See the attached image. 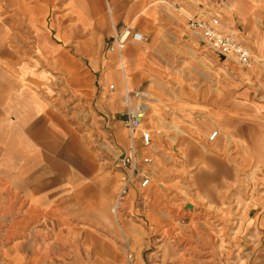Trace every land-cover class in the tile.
Listing matches in <instances>:
<instances>
[{"label": "rangeland", "instance_id": "374dc122", "mask_svg": "<svg viewBox=\"0 0 264 264\" xmlns=\"http://www.w3.org/2000/svg\"><path fill=\"white\" fill-rule=\"evenodd\" d=\"M23 1L22 13L17 0H0V32L14 28L30 47L20 44L21 64L30 71L37 59L35 72H45L52 92L47 97L40 87H27L50 107L52 125L68 129L62 139L50 137L48 149L69 170L55 171L57 182L35 195H44L41 221H29L27 229L52 234L47 246L40 244L54 251V263L88 264V251H98L99 264H264V0H141L138 17L126 27L146 41L128 45L120 57L109 50L112 32L106 31L108 7L112 15L116 10L112 0ZM79 3L88 5L84 24L77 19ZM175 3L181 6L175 9ZM209 7L248 50V60L212 53L186 27L181 15ZM35 30L53 47L37 49ZM133 46L142 50L140 57H127ZM6 83L0 80V99L11 92ZM125 89L151 95L141 125L153 132L151 147L141 145L140 131L122 127ZM6 114L0 105V118ZM74 138L92 153L95 171H83L90 167L87 157L74 164L58 157L62 149L79 150ZM7 139L0 133V178L15 142ZM131 140L137 159H149L146 190L121 165ZM95 183L109 189L108 217L84 215L85 207H101L100 200L83 199L84 184ZM28 204L26 199V209Z\"/></svg>", "mask_w": 264, "mask_h": 264}, {"label": "crops", "instance_id": "0c3cea01", "mask_svg": "<svg viewBox=\"0 0 264 264\" xmlns=\"http://www.w3.org/2000/svg\"><path fill=\"white\" fill-rule=\"evenodd\" d=\"M112 1L116 10L112 15V10L108 7L110 22L107 24L106 31L112 32L108 38H111L115 33L124 29L127 24L133 23L135 18L138 17L137 15H139L137 8L143 5L141 0ZM153 4V1H151L149 7L152 8ZM16 5V12L21 11L23 13L25 8L24 1L17 0ZM75 5L78 8L77 19L81 21V24H84L86 20L85 14H87L85 9L88 8V5L83 3H79L78 6L77 4ZM180 6V3L174 4L175 9H178ZM154 7L157 8L155 5ZM227 9L230 12L232 10L230 6ZM147 17L143 18L146 19ZM136 25L142 27V22L139 25L136 23ZM132 30L137 31L135 28H132ZM34 33V41L37 49L53 47L41 37L37 30ZM18 35L14 31V28H11L9 31L4 30L0 32V80H6L7 83L4 85H7L11 91L6 94V99H0V105L5 106L7 112L6 115H2L0 118V133L5 139L8 138L6 140L7 142H12V139L15 140L11 144V147H9L10 154L6 155L7 159L3 166H1V169L4 170V177L0 178V250L5 244H10L11 247L6 251H0V264H55L54 251L50 250L49 247H41L40 244L42 242L44 246H47L53 238L52 234L49 231L46 233L42 232V230L40 232L37 229L27 232V229L29 221H35L36 223L41 221L38 208L44 207V203H42L44 195L41 194V198L40 195H35L38 192H43L45 189L50 188L52 184L57 182L58 179L55 177V171L62 173L69 170L55 156L50 155L53 154V151H50L51 148L48 149V141H51L49 140L50 137L59 136L58 139H62L68 133V129L57 130L52 125L53 116L50 113V107L38 99L28 88L31 85L36 88L40 87L47 94V97H50L52 92L45 72L41 70L40 72L38 70L35 72V69H39L37 59L31 62L32 69L30 71L28 70L29 66L27 64H21V60L18 57L19 53L22 52L20 44L26 47L28 45H24V40L17 37ZM130 44L134 43H129L128 45ZM262 47L264 45L259 47L260 51H264ZM53 52L54 49L48 53L52 54ZM24 53L26 54L27 51H24ZM41 53L44 54V51H41ZM41 53L39 50L34 51L37 58L44 57ZM141 53L142 50L137 46H133L127 53V57H133L135 55L140 57ZM65 57L67 56L64 53L57 54L59 60L64 61ZM118 67L123 71L125 83L127 84L123 58H121ZM39 80H41V83ZM246 96V92L241 94V98ZM12 114L14 116L13 120ZM233 134H240L239 130L233 131ZM257 137L260 139V136ZM261 138V142H264V136L261 135ZM70 142H72V139ZM74 142L79 146L78 151L76 150L74 154L72 152L68 153L65 148L64 150L62 149L58 157L71 164H74L79 158L85 160L87 157L85 162H90L88 163L90 167L85 168L83 171L87 173L95 171L96 166L92 162V153L87 151L81 139L74 138ZM202 150L204 154H207L204 148ZM8 173L16 175H13L16 177L13 180H16L18 185L14 186V183L11 182L12 179H10L12 175ZM233 173L234 171L229 169L227 175L232 176ZM94 186L84 184L83 187L85 189H83V192L85 194H83V199L100 200L101 207H85L83 210L85 212L84 215L87 214L90 217H98L100 215L108 217L106 201L110 198L109 189L107 187L102 189L97 183ZM19 190L23 192L24 197L19 196ZM23 198L25 200L27 199L29 203L27 209L25 208V200ZM78 198L80 197L78 196ZM170 228V224L166 222L165 229ZM88 252H92L93 255L92 259L90 258L87 261L89 262L88 264H99L98 251Z\"/></svg>", "mask_w": 264, "mask_h": 264}, {"label": "built area", "instance_id": "2783aa9c", "mask_svg": "<svg viewBox=\"0 0 264 264\" xmlns=\"http://www.w3.org/2000/svg\"><path fill=\"white\" fill-rule=\"evenodd\" d=\"M181 16L186 27L192 33L198 35L211 52L224 57L234 56L240 62L248 60V50L237 40L234 33L223 30V23L220 19L221 14L212 7L194 14H183ZM145 41L146 38L143 34L125 27L111 37L109 50L116 52L120 57L129 43L142 44ZM113 88V86H110V89ZM150 101L151 95L147 90L125 89L122 95L124 107V111L121 113L122 127L130 134L140 131V142L143 147H151L153 144V132L150 129H141ZM216 135L217 133L211 134L209 140L212 141ZM148 163V158H143L141 161L137 159L136 149L131 140L128 153L122 158L121 165L130 169L131 177L137 179L140 190H146L149 187L150 178L147 170L143 168Z\"/></svg>", "mask_w": 264, "mask_h": 264}, {"label": "bare ground", "instance_id": "6f19581e", "mask_svg": "<svg viewBox=\"0 0 264 264\" xmlns=\"http://www.w3.org/2000/svg\"><path fill=\"white\" fill-rule=\"evenodd\" d=\"M200 2V1H199ZM201 4H203V3H201ZM186 33V32H185ZM202 43H203V41H202ZM204 44V43H203ZM205 45V44H204ZM213 53V52H212ZM220 56V55H219ZM220 57H224V56H220ZM226 57H228V58H231L232 59V57H229V56H226ZM228 58H226L224 61H228L227 59ZM250 84V88H252V89H254V90H261L259 87H258V85L257 84H254V83H249ZM261 93V92H260ZM262 93L259 95V98H261L262 99ZM262 100H264V99H262ZM183 209H190V210H192V208H191V205H186V206H184V207H182ZM113 209V208H112Z\"/></svg>", "mask_w": 264, "mask_h": 264}]
</instances>
